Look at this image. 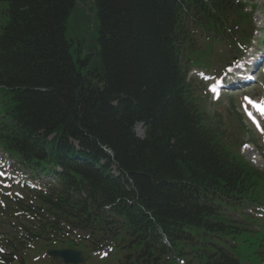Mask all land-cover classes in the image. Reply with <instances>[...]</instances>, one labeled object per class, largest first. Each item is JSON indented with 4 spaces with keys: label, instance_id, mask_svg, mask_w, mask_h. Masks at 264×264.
<instances>
[{
    "label": "trees",
    "instance_id": "16d2710c",
    "mask_svg": "<svg viewBox=\"0 0 264 264\" xmlns=\"http://www.w3.org/2000/svg\"><path fill=\"white\" fill-rule=\"evenodd\" d=\"M75 2L0 0V146L50 159L56 147L70 150V140H77L89 157L105 160L103 171L115 161L129 177V189L121 185L123 177L105 181L86 174L104 181L94 185L97 194L106 188L109 202L117 201L112 214L143 235L128 237L122 222H109L101 212L96 221L119 230L129 255L151 251L160 237L150 231L154 224L132 220L129 203L148 210L176 241L169 229L178 220L207 224L201 217L209 197L205 187L227 186L241 194L253 187L255 175L257 184L263 179L234 157L222 123H212L201 110L197 81L187 80L184 65L212 53L194 39L199 30L223 40V30H233L247 15L234 0H93L100 47L78 71L70 58L84 39L69 34ZM136 122L145 123L144 139L132 131ZM68 169L81 176L80 167ZM70 187L63 184L55 193L58 206L50 205L49 212L78 202L65 194ZM202 252L194 251L206 261Z\"/></svg>",
    "mask_w": 264,
    "mask_h": 264
},
{
    "label": "rangeland",
    "instance_id": "374dc122",
    "mask_svg": "<svg viewBox=\"0 0 264 264\" xmlns=\"http://www.w3.org/2000/svg\"><path fill=\"white\" fill-rule=\"evenodd\" d=\"M252 1L256 3L258 2V5H259L255 13L256 14L255 15V26H257V29L255 30L254 38H257V39L260 37L262 38V42L259 40H255L253 42V47L249 49L250 51H255V49L259 47H264V0H252ZM247 9H250V7H248ZM95 14H96V9L94 7L89 6V5H86V6L82 5V8L79 9V12L76 13L78 20L76 21L74 19L75 14H73L71 19L69 20L70 22L69 25L72 28H74L73 30L71 29L69 33L71 37L79 38L82 34L83 35L90 34V29H89L88 24L91 20H93ZM230 47L231 46L228 44H223L220 47V51L228 52L230 55V58L232 59L235 56L236 51H233V49ZM227 61H229V59H224V62H227ZM217 67H222V65L217 64ZM223 69L224 67L221 68V71ZM200 70L202 69L195 67L192 73L199 72ZM218 74L222 75L220 72ZM210 83L211 82H207V81H205L204 83V87H206L207 85L208 90L210 89L209 87ZM254 92H260L259 97L264 98V85L260 84V85L254 86V88L249 87V89L245 91V93H247L248 95H253ZM243 94L244 93L241 91L237 92V94H232V95L225 94L219 99V102H218L217 99H213V96L212 98L209 99L206 93H204L207 99L206 102L208 104L209 110L213 114H221V116L226 117L228 116V114H232L233 110H231L230 108L232 107V105H235L236 110H238L243 115V120L246 123L247 129H248L247 131L249 133L247 134V139L248 140L252 139V142L251 143L247 142L245 146L239 145L240 152L248 159L253 160L256 165H258L261 168H264V156H263L264 120L262 122L261 129H257L256 127H254V125H252V122L248 120L251 112H250L249 107L246 104ZM5 158L7 159L5 161L6 166L10 167L11 157L6 155ZM259 224L260 223H258V225ZM255 236H258V235H255ZM93 264H99V262L96 260H93Z\"/></svg>",
    "mask_w": 264,
    "mask_h": 264
},
{
    "label": "water",
    "instance_id": "95a60500",
    "mask_svg": "<svg viewBox=\"0 0 264 264\" xmlns=\"http://www.w3.org/2000/svg\"><path fill=\"white\" fill-rule=\"evenodd\" d=\"M78 255L80 256V258H81V253H78ZM79 259V258H78Z\"/></svg>",
    "mask_w": 264,
    "mask_h": 264
}]
</instances>
